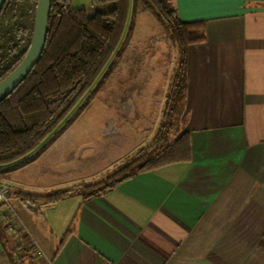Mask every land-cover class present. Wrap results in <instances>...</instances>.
<instances>
[{
	"label": "crops",
	"instance_id": "crops-1",
	"mask_svg": "<svg viewBox=\"0 0 264 264\" xmlns=\"http://www.w3.org/2000/svg\"><path fill=\"white\" fill-rule=\"evenodd\" d=\"M169 1L182 21H203L206 37L187 52L190 159L89 199L41 203L43 218L19 209L52 264H264V0ZM109 5L74 0L73 8ZM144 111L140 128L105 130L102 140L61 152L46 147L34 163L0 172V183L42 194L88 182L152 141L159 121ZM0 264L45 262L32 252L17 257L0 225Z\"/></svg>",
	"mask_w": 264,
	"mask_h": 264
},
{
	"label": "trees",
	"instance_id": "trees-1",
	"mask_svg": "<svg viewBox=\"0 0 264 264\" xmlns=\"http://www.w3.org/2000/svg\"><path fill=\"white\" fill-rule=\"evenodd\" d=\"M72 0H51L47 40L42 56L25 80L0 103V172L34 163L47 145L63 133L88 106L98 80L119 54L132 25L134 6L142 1L176 44L163 117L152 141L123 158L101 179L80 182L48 193L14 190L43 204L71 195L89 199L116 188L138 174L190 159L189 132L173 137L174 115L186 95L189 46L206 40L203 21H182L169 0H93L112 3L91 12L73 8ZM38 0H6L0 12V82L26 55L33 36ZM61 239L57 251L65 242Z\"/></svg>",
	"mask_w": 264,
	"mask_h": 264
},
{
	"label": "rangeland",
	"instance_id": "rangeland-1",
	"mask_svg": "<svg viewBox=\"0 0 264 264\" xmlns=\"http://www.w3.org/2000/svg\"><path fill=\"white\" fill-rule=\"evenodd\" d=\"M71 6H74V0L71 1ZM102 6L105 8L107 5ZM139 25H143L138 31L140 40H135L134 35L137 34ZM128 34L123 41L125 47L120 49L118 54L121 56L113 59L106 76L98 80L89 105L77 119L88 123L79 121L67 127L63 134H58L47 145L49 153L74 149L85 144L87 139L90 142L102 140L104 134L101 132L105 130L106 134L115 132V128L118 130L126 127L130 130L133 123L134 127L140 128L142 124L144 125L140 118L141 111L144 110L150 112V117L147 118L150 122L159 121L157 126L159 128L173 80L178 49L171 40L170 33L142 1H138L134 6L132 25ZM173 119L175 123L173 137H176L184 129L183 108ZM137 142L136 139L134 145H137ZM122 162L123 159L105 172L97 171L94 173L95 176L87 178L88 182L85 183L101 179Z\"/></svg>",
	"mask_w": 264,
	"mask_h": 264
},
{
	"label": "built area",
	"instance_id": "built-area-1",
	"mask_svg": "<svg viewBox=\"0 0 264 264\" xmlns=\"http://www.w3.org/2000/svg\"><path fill=\"white\" fill-rule=\"evenodd\" d=\"M19 209L33 210L43 218L39 201L18 195L10 187L0 183V225L13 235L15 255L21 257L32 252L43 258L45 264H52V259L44 253Z\"/></svg>",
	"mask_w": 264,
	"mask_h": 264
},
{
	"label": "water",
	"instance_id": "water-1",
	"mask_svg": "<svg viewBox=\"0 0 264 264\" xmlns=\"http://www.w3.org/2000/svg\"><path fill=\"white\" fill-rule=\"evenodd\" d=\"M5 2L0 0V12ZM50 9L51 0H38L30 47L17 67L0 82V103L25 80L40 60L47 40Z\"/></svg>",
	"mask_w": 264,
	"mask_h": 264
}]
</instances>
